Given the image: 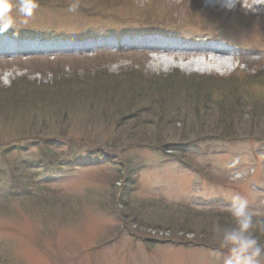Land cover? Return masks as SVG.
<instances>
[{"label": "rangeland", "instance_id": "obj_1", "mask_svg": "<svg viewBox=\"0 0 264 264\" xmlns=\"http://www.w3.org/2000/svg\"><path fill=\"white\" fill-rule=\"evenodd\" d=\"M79 1L86 5L103 3L107 6L102 8V4L95 9L102 13L85 15L69 11L70 6H50L58 0H39L40 7L32 17L26 21L18 18L12 33L16 36L23 33L24 38L39 35L72 38L81 33L116 35L122 30H138L139 25L127 19L144 21L140 18H145L151 6L150 0H134V9L128 5L130 0ZM185 1L182 5L190 8L186 12L179 10L183 19L176 22L181 26V38H200V27L215 31L232 46V56L223 57L224 69L204 70L194 66L186 70L187 60H173L172 66L165 67L151 52L108 51L91 56L73 52L61 54L62 57L54 60L40 56L1 58L0 92L10 88L12 92H21L27 85L46 88L63 84L61 88L57 87L62 89L70 87L68 83L73 81L78 83L73 86H79L77 88L92 83L104 86L109 82L114 89L124 85L122 94L131 96L132 93L134 97L138 89L158 86L167 99V89L175 86L178 92L188 94L213 90L215 99L219 88L215 82L208 81L213 77L222 78L225 80L221 83L226 86L229 83L226 78L232 75L235 85L240 79L239 82L244 84L237 88L244 87L248 91L246 105L255 101L256 109L260 108L255 113H240V117L236 114V130L264 131V16L247 13L245 8L250 6L245 4L234 11L223 12L204 8L201 0ZM253 1L264 3V0ZM176 4L181 5L180 0H163L160 7L163 10ZM106 11L113 13L106 17L109 13ZM196 11L199 12L197 15L194 14ZM13 15H17L15 10ZM190 18H199L204 24L186 26ZM241 27L251 35L244 34ZM175 72L180 74L178 78L175 75L167 79L171 74H177ZM184 78L189 83L183 81ZM127 83L138 89L127 87ZM200 85L206 86L199 88ZM66 95L70 97L71 93L57 95L56 99ZM39 96L44 95L39 94L36 99L41 98ZM116 102L120 103L119 100ZM166 102L161 107L148 109L145 116L139 117L140 123L131 120L122 129L116 127L119 117L113 111L106 116L109 117L106 123L98 108L91 109L83 101L71 107L55 104L44 110L31 108L26 113H23L24 109L11 114L9 110H2L0 197L10 201L0 204L6 207L0 209V264H215L211 250L170 243L182 233L170 235L166 226L152 222L155 212L153 209V212L148 211L149 208L162 201L190 207L195 212H224L229 203L227 193L239 192L249 200V208L257 214L255 217L264 219V140H257L258 136L256 140L243 137L157 153L146 141L154 134L179 142L181 137L192 140L198 133L212 137L221 131L216 124L219 112L215 106L208 113L198 111L197 115V104L191 101L184 105H180L178 99ZM123 104L118 109L127 112L126 107L122 108ZM66 108L71 110L66 111ZM42 117L45 121H41ZM29 126L42 132L37 133L40 136L34 139L25 134ZM136 133L140 136L135 139ZM132 137L134 141H131ZM37 139L47 141L54 153L62 146H50V143L63 139L60 142L65 144L63 154L66 156L71 151L72 159L99 149L106 151L107 159L91 166H68L57 173L46 174L65 161L54 153L43 156L40 150L31 146ZM7 148L14 151L3 160L1 154ZM10 170L15 171L14 176ZM236 171L244 173V179L233 183L230 176ZM118 174L124 178L112 185V179ZM27 183L33 185L28 187ZM33 186L58 194L55 200L48 202L54 205L53 208L38 210L32 204H24V191H31ZM188 234L186 239L194 238V233Z\"/></svg>", "mask_w": 264, "mask_h": 264}, {"label": "trees", "instance_id": "obj_2", "mask_svg": "<svg viewBox=\"0 0 264 264\" xmlns=\"http://www.w3.org/2000/svg\"><path fill=\"white\" fill-rule=\"evenodd\" d=\"M156 23L155 21H152ZM167 26L164 29L168 30H180V26L174 24V22H167ZM176 26V27H175ZM156 27V26H154ZM163 28V27H161ZM177 73V72H175ZM122 74V73H121ZM119 74V75H121ZM142 75V74H139ZM177 75V78L180 74H171L168 76L167 79H170L171 77L174 78V76ZM108 76L109 75H105ZM231 76V77H230ZM226 80H229V83H227L226 86H223L221 83V80H225L222 78H217L213 77L209 83H214L217 88H219L217 98H214V91L208 90L207 93H202L203 91H195L191 94L184 93L182 91H179L175 89V86H170L167 92V99L165 98L166 94H162L160 92V88L155 87V88H148V89H138L134 86H130V83H136V82H130L127 83V87L130 86L133 87L134 89H138L139 91L134 93L135 97L131 93V96L123 95L122 92L125 90L124 85L117 86L116 89H114L111 85V83L106 82V85H95V83H92L91 85L89 84H84V86L88 85L87 87L84 88H77L79 86L73 87L75 84L78 85V83H75V81L68 83L70 87H65L62 89H58L57 87L61 88V86L53 85L50 87L44 88L43 86H34V85H27L26 88L23 87L21 92H12V88L6 90L5 92H0V112L2 110H9L10 114L13 112H17L20 110V112L24 109L23 113H26V111H30L31 108L35 109H48V108H53L55 104H59L63 106H77L80 104L81 101L85 102L84 104L88 105L89 108L95 109L99 112H102L100 115L106 123L109 121V117L106 118V116H109L112 111L115 113L116 116L119 117V121H117L116 127L118 129H122L125 126V121L128 119H132L135 122H137V116L135 115V112L133 111L135 109H139L140 107L144 105H148L149 107L152 108L157 106L161 107L166 101L169 100H177L180 105H184L189 103L190 101L194 103V105L197 104V115L198 111L200 113H208L209 111L212 110V107L215 106L219 112V118L217 119V125L220 127L221 131H217L216 133L218 136H207V135H201L200 133L196 134L194 139L190 140L188 137L180 138L179 142H171L168 139H161V137H158V133L154 137H150V140H146L148 145L152 148H155L154 151L157 153L162 152L163 150H170L172 151L173 149L175 150V147H185L188 145L192 144H197V143H210V142H221V141H227V140H239L240 138L245 137L247 140L248 139H257V140H264V131L261 132H256L253 131L252 128H249L248 131H241L238 132L236 130V125H238L234 119L236 118V114L239 115L240 113L243 114H248L247 112H258L260 110L256 109L255 107V101H250L249 106L246 105L245 101H249V94L247 89H244V87H239L238 86L242 85L241 82L238 81V85H235L236 83L232 81V78L234 76L230 75ZM94 77V76H93ZM252 77H256L255 75ZM217 79V80H214ZM183 81H189L184 78L182 79ZM238 80V79H237ZM202 82V81H199ZM208 82L205 81L206 84ZM27 84V83H26ZM65 83V85H68ZM240 84V85H239ZM72 86V87H71ZM83 86V85H81ZM206 85H200L199 88L205 87ZM244 86V84H243ZM25 89V90H24ZM131 91V90H130ZM134 92V91H133ZM178 92V93H177ZM36 93V95L34 94ZM63 93H71L70 97L69 95H66L62 97L60 100L56 99L57 95H62ZM39 94H43L44 96H39L41 98L36 99V96ZM120 94L122 96L119 98ZM171 95V96H169ZM122 98V100H121ZM175 98V99H174ZM58 100V101H57ZM79 100V101H78ZM116 100H119L121 104L122 101H125L126 103L123 104L126 111L125 112L123 109L121 111V108L118 109L121 104L117 103ZM196 100L197 102H194ZM57 101V102H56ZM147 102V104H145ZM186 102V103H184ZM11 110V111H10ZM39 110V111H40ZM66 111L71 110V108H66ZM155 110V109H154ZM202 111V112H201ZM206 111V112H205ZM8 112V113H9ZM27 112V113H28ZM129 112V113H128ZM148 112H146L147 114ZM65 114V113H63ZM235 117V118H234ZM38 120V119H37ZM41 121H45V119L42 117ZM124 123V124H123ZM25 134H29L30 138H37V136H40L42 132H39L38 129L35 128H30L26 129ZM40 134H37V133ZM158 132V130H157ZM140 136V133L135 134V139ZM194 136V135H193ZM258 136V137H257ZM257 137V138H256ZM154 138V139H153ZM176 138V137H174ZM173 138V139H174ZM172 139V140H173ZM141 139H139L140 141ZM241 140V139H240ZM64 140H60L57 142L50 143V146H62V148H58V151L54 153L51 149H49L47 141H42L39 142L37 139L36 143H32V147L40 150V152L43 154V156H47L54 153V156H56L59 159H64L65 163L64 164H58V167L56 169L52 170H58L61 171L63 168L72 166V164H77V165H82V164H89L90 161L92 160L93 162L95 160H100L98 157L104 158L106 155V151L104 150H96L95 153L90 154L89 156H80L77 158L72 157L74 155L71 154V151L68 155L64 156L63 150H64V145L63 142ZM134 141L133 137L132 140ZM130 145H132L131 142H129ZM178 143V144H177ZM181 143V144H179ZM184 144V145H182ZM127 145V146H130ZM104 147V146H103ZM106 147V146H105ZM160 148H163L162 150ZM2 150V148H0ZM13 149L7 148L2 152V158L3 160H7V157L11 156L13 154ZM20 151V150H19ZM58 152V153H57ZM91 155H96L97 157H91ZM64 156V157H63ZM76 162V163H74ZM30 169V168H28ZM46 170H51V169H46ZM15 171L10 170V174L14 176ZM117 174V173H116ZM119 176L117 177L115 175V178L112 179L111 184H116L121 178H124L121 174H118ZM29 185V183H27ZM33 185V184H30ZM30 185L28 187H30ZM25 190V189H24ZM57 193L50 192L48 189L45 188H36L33 186V189L31 191H24V194L22 197H24V204H32L36 207H38V210L41 208H53L54 205L51 203H48L49 200H55L57 197ZM59 202L62 203L61 201L63 198L60 196L59 197ZM2 202L8 203L10 200L7 198L6 200L2 199L0 197V204ZM33 201V202H32ZM32 202V203H31ZM64 205V204H63ZM6 207H3L0 205V209H5ZM153 209L154 216L152 218V222H157L158 226H166L167 229L169 230L168 232L170 235L176 236L178 233H182L181 237H177L176 240L170 241V243L178 245V246H194V247H203L205 249L214 251L218 245L216 242H214L211 239V226L215 222H220L225 225H231L233 223L232 217L227 211H211V212H205V211H200V212H195L192 208L190 207H185V206H174V205H169L166 204L162 201L156 202V205L153 204L151 208H149L148 211H151ZM256 220L258 221H264V219L255 217ZM151 223V222H150ZM150 227H152L150 225ZM188 233H194L193 234V239H186V235H190ZM255 235L259 239L260 243L264 245V231L259 230V228L256 229Z\"/></svg>", "mask_w": 264, "mask_h": 264}, {"label": "clouds", "instance_id": "obj_3", "mask_svg": "<svg viewBox=\"0 0 264 264\" xmlns=\"http://www.w3.org/2000/svg\"><path fill=\"white\" fill-rule=\"evenodd\" d=\"M204 8L223 12L234 11L239 0H201ZM40 7L39 0H0V34L14 28L18 18L32 17ZM80 7L79 0H72L69 11L76 12ZM13 10L17 15H13ZM247 13L261 14L260 8L254 5ZM230 179L238 183L244 179V173L234 172ZM227 212L233 223L225 225L215 222L211 226V239L218 247L212 252L215 264H264V245L255 235L257 228L264 231V221L255 219L257 215L249 208V200L239 192H229Z\"/></svg>", "mask_w": 264, "mask_h": 264}, {"label": "bare ground", "instance_id": "obj_4", "mask_svg": "<svg viewBox=\"0 0 264 264\" xmlns=\"http://www.w3.org/2000/svg\"><path fill=\"white\" fill-rule=\"evenodd\" d=\"M72 0H58V3H53L50 5L51 7H57V8H66L69 7L71 5ZM132 5H131V3ZM130 2L128 3V5L130 4V8L134 9L136 4L134 5L135 1L134 0H130ZM161 2H163V0H150L149 4L151 5L148 9L147 14L144 17H141V20L144 21H132L127 19L129 22L138 24V27H163L166 28L167 26V22L171 21L174 22V24H176L177 20L183 19L181 18V14L178 12L179 10L186 12V10L188 8H190L189 6H184L182 5L183 2H186L185 0H180L181 5L176 4L175 6H173L172 8L166 6L167 9H161L160 4ZM63 3V4H62ZM62 4V5H60ZM80 7L78 9V11H76L77 13H81V14H94V13H102L103 11H95V9L100 8V6L103 3H96V4H88L87 5L81 1H79ZM245 4V6H250V8H252L254 5L258 6L260 8V13L258 14L260 16H264V3L261 1L260 3H255L253 0H239V5H243ZM237 5V7L239 6ZM62 6V7H60ZM107 6L106 4L102 5V8ZM119 6V5H118ZM184 6V7H181ZM245 6L243 7V10L245 8ZM250 8H245V11L247 12L248 9ZM243 10H240V12L244 13ZM109 12L108 15H106V17H110L111 13H113L112 11H106ZM197 13H199L198 11H196L194 14L197 15ZM185 16V14H183ZM114 16V15H113ZM152 20H159V22H152ZM179 23V22H178ZM194 23L197 24H204L202 20H200L199 18H190L189 21L187 22V24H185L186 26H190L193 25ZM183 24V23H182ZM177 25V24H176ZM176 27V26H175ZM181 27V26H180ZM180 29V28H179ZM200 29L202 31H204L203 33L206 32V27H200ZM175 30V29H174ZM240 30L242 32H244V34L246 35H251L249 32L247 34V32L241 27ZM241 32V33H242ZM122 34H127L126 32H123ZM248 35V36H249ZM111 36V35H109ZM160 36L159 35H149V36H144V37H138L135 36V41L134 43H138L140 44V48H142L143 51L146 52H151L153 54H155L156 56L154 57L156 59L157 62H159V64L161 66H165V67H170L172 66V61L173 60H187V62L184 64V68L186 70H189V68L191 67H198V68H202L204 70H209V69H224L225 67V60H224V56L226 57H231L232 53H227V52H219V51H215V50H211L208 49L206 47H180V46H175L176 44H178L179 39L178 38H174V37H169L166 36L164 38V42L162 40L159 39ZM25 45L24 43H20L18 41L15 40H11L9 38H0V58L4 57L5 55L9 54L11 51L10 50H14L17 51L19 49H24V47L22 48V46L19 45ZM28 44V43H27ZM65 49L77 52L78 50L74 48V46H70V45H63ZM35 48H39L38 45L34 46ZM177 53V54H176ZM231 55V56H230ZM189 57H191L189 59ZM195 57V58H193ZM154 59V60H155ZM148 109H151V107H149L148 105H144L142 107H140L139 109H135L133 111V113L135 112V115L137 116V122H139V117L140 116H145L146 112H148ZM132 119H128L127 121H125V123L127 124V122L131 121ZM135 122V121H134ZM124 124V123H123Z\"/></svg>", "mask_w": 264, "mask_h": 264}]
</instances>
